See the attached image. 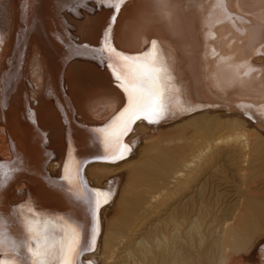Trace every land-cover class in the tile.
Returning a JSON list of instances; mask_svg holds the SVG:
<instances>
[{"label": "bare ground", "instance_id": "6f19581e", "mask_svg": "<svg viewBox=\"0 0 264 264\" xmlns=\"http://www.w3.org/2000/svg\"><path fill=\"white\" fill-rule=\"evenodd\" d=\"M115 3L0 0L6 238L26 239L29 216L58 238L63 217L85 243L90 217L72 195L85 182L114 193L85 264H264V0ZM153 42L172 77L169 118L132 125L124 160L79 162L96 142L94 156L111 158L104 132L127 103L84 45L135 55Z\"/></svg>", "mask_w": 264, "mask_h": 264}, {"label": "snow or ice", "instance_id": "6c2138e0", "mask_svg": "<svg viewBox=\"0 0 264 264\" xmlns=\"http://www.w3.org/2000/svg\"><path fill=\"white\" fill-rule=\"evenodd\" d=\"M123 2L124 0H116L112 6L113 10L119 9ZM99 4L103 7V0H99ZM116 19V15L110 17L111 21ZM154 46L155 42L151 46L152 50L146 48L143 53L129 55L115 48L89 49L87 45H84L91 53L92 59L106 61V66L111 71L116 86L125 94L127 101L125 108L113 121L116 126L111 131L104 132L103 143L111 146V158L98 156L94 159L113 164L126 159L132 152V146L124 143V137L132 131V125L137 121L155 125L169 118L167 93L172 77L161 56L154 50ZM86 54L79 50L74 52L76 57H83ZM117 121L119 123H116ZM62 179L71 184V173L63 176ZM72 195L87 206L90 217L85 243H82L84 233L79 225L63 217L60 218L63 223L58 238L50 227L37 231L33 227L34 221L31 216L22 217L26 234V239L22 241L11 237L6 238L2 223H0V257L6 255L5 250L12 257L11 259L0 258V264H85L80 258L85 253L95 250L98 236L101 233L99 213L105 205L111 202L114 193L111 188L106 190L89 188L85 184ZM21 248L26 251V256L20 255ZM87 264H92V262H87Z\"/></svg>", "mask_w": 264, "mask_h": 264}, {"label": "water", "instance_id": "95a60500", "mask_svg": "<svg viewBox=\"0 0 264 264\" xmlns=\"http://www.w3.org/2000/svg\"><path fill=\"white\" fill-rule=\"evenodd\" d=\"M97 143V142H96ZM96 143L95 144H91V146L89 145V146H85L84 145V147L82 146V147H80V151H82V154H81V158L79 159V162H81V163H87L88 161H91V159H94V157H96V156H94L95 154H96V152L99 150V145H96ZM101 147V146H100ZM23 180L25 179V177L24 178H22ZM16 181V180H15ZM11 183V182H10ZM17 182H14V183H12V184H10L9 185V183L7 184V185H9V189H12L13 188V186L16 184ZM83 183V182H82ZM85 182L83 183V187L85 186ZM87 185V184H86ZM88 186V185H87ZM6 188H8V186L7 187H4V189H3V191H5L6 190ZM90 188V187H89ZM25 200H28V198H26ZM0 205H1V207H4V208H7V207H9V205H11L10 203H8V201H7V199L6 200H3V201H1L0 202ZM14 206L16 207V203L14 204ZM0 258H2V257H0ZM89 262H91V261H89Z\"/></svg>", "mask_w": 264, "mask_h": 264}, {"label": "rangeland", "instance_id": "374dc122", "mask_svg": "<svg viewBox=\"0 0 264 264\" xmlns=\"http://www.w3.org/2000/svg\"><path fill=\"white\" fill-rule=\"evenodd\" d=\"M246 125V123H245ZM247 126V125H246ZM248 127V126H247ZM250 128V127H249ZM252 128V127H251ZM254 129V128H253ZM255 130V129H254ZM256 131V130H255ZM257 132V131H256ZM258 133V132H257ZM258 172V170H256L255 172L253 171L251 174H256ZM230 176V175H229Z\"/></svg>", "mask_w": 264, "mask_h": 264}]
</instances>
